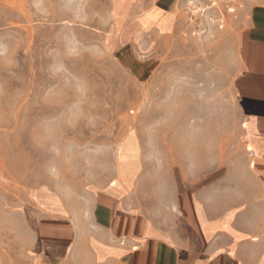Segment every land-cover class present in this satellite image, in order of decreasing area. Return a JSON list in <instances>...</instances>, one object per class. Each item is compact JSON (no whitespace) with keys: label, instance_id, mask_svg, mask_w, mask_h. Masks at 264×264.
<instances>
[{"label":"rangeland","instance_id":"rangeland-1","mask_svg":"<svg viewBox=\"0 0 264 264\" xmlns=\"http://www.w3.org/2000/svg\"><path fill=\"white\" fill-rule=\"evenodd\" d=\"M250 1L204 32L178 11L176 31L131 56L112 40V0H0V264L49 263L39 220L130 182L136 164L145 198L168 177L232 189L246 169L234 80ZM68 250L60 264H90Z\"/></svg>","mask_w":264,"mask_h":264},{"label":"crops","instance_id":"crops-1","mask_svg":"<svg viewBox=\"0 0 264 264\" xmlns=\"http://www.w3.org/2000/svg\"><path fill=\"white\" fill-rule=\"evenodd\" d=\"M181 3L112 0L116 49L136 56L176 31ZM240 20L234 87L247 156L232 189L168 177L145 198L132 181L136 164L128 169L132 182L98 186L84 202L69 201L65 215L39 220V239L57 248L40 264H60L70 247L87 252L90 264H264V2H248Z\"/></svg>","mask_w":264,"mask_h":264},{"label":"built area","instance_id":"built-area-1","mask_svg":"<svg viewBox=\"0 0 264 264\" xmlns=\"http://www.w3.org/2000/svg\"><path fill=\"white\" fill-rule=\"evenodd\" d=\"M243 0H182L179 11L195 31L204 32L243 7Z\"/></svg>","mask_w":264,"mask_h":264}]
</instances>
